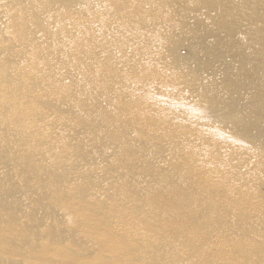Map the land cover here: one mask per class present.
<instances>
[{
	"label": "bare ground",
	"instance_id": "6f19581e",
	"mask_svg": "<svg viewBox=\"0 0 264 264\" xmlns=\"http://www.w3.org/2000/svg\"><path fill=\"white\" fill-rule=\"evenodd\" d=\"M0 264H264V0H0Z\"/></svg>",
	"mask_w": 264,
	"mask_h": 264
},
{
	"label": "rangeland",
	"instance_id": "374dc122",
	"mask_svg": "<svg viewBox=\"0 0 264 264\" xmlns=\"http://www.w3.org/2000/svg\"><path fill=\"white\" fill-rule=\"evenodd\" d=\"M181 53L184 54V55H186L187 54V51L186 50H182Z\"/></svg>",
	"mask_w": 264,
	"mask_h": 264
}]
</instances>
